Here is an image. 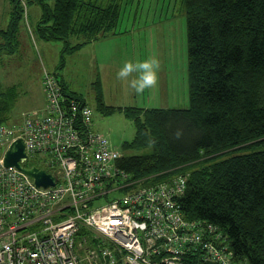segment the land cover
I'll list each match as a JSON object with an SVG mask.
<instances>
[{
    "label": "trees",
    "instance_id": "1",
    "mask_svg": "<svg viewBox=\"0 0 264 264\" xmlns=\"http://www.w3.org/2000/svg\"><path fill=\"white\" fill-rule=\"evenodd\" d=\"M10 2L0 57L15 51L25 9L21 0ZM25 4L40 9L38 38L64 43L59 66L65 54L112 33L119 16L116 2ZM183 5L188 106H110L97 85L96 108L105 114L121 111L134 124L133 139L122 146L138 152L122 154L120 167L133 178L183 174L186 189L178 202L185 218L217 225L234 261L264 264V0H183ZM66 94L83 100L73 91ZM17 96L16 85H0V123L12 121ZM192 264L212 263L194 259Z\"/></svg>",
    "mask_w": 264,
    "mask_h": 264
},
{
    "label": "built area",
    "instance_id": "2",
    "mask_svg": "<svg viewBox=\"0 0 264 264\" xmlns=\"http://www.w3.org/2000/svg\"><path fill=\"white\" fill-rule=\"evenodd\" d=\"M41 86V108L0 123V264H245L234 261L217 225L185 218L183 174L133 178L93 129L94 109L67 95L46 68ZM17 138L23 166L44 169L53 185L5 165Z\"/></svg>",
    "mask_w": 264,
    "mask_h": 264
},
{
    "label": "rangeland",
    "instance_id": "3",
    "mask_svg": "<svg viewBox=\"0 0 264 264\" xmlns=\"http://www.w3.org/2000/svg\"><path fill=\"white\" fill-rule=\"evenodd\" d=\"M94 1V0H92ZM119 22L108 36L100 37L64 55L59 66L60 40L44 41L35 33L34 10L37 5L21 0L24 9L20 21L28 36L27 45L14 54L4 53L0 60V85L15 84L18 90L11 111V120L21 121L28 112L43 104L41 88L43 68L52 71L64 85L66 93L75 92L93 109V129L107 136L121 154L137 153L124 150L123 143L133 139L135 127L123 112L105 114L96 108L95 92L99 85L106 105L140 108H185L188 106L187 39L183 0H118ZM106 4V0H97ZM39 9V7H38ZM27 10L29 15L27 16ZM40 11V9H39ZM32 25V26H31ZM37 36V37H36ZM76 39H71L74 44ZM158 56V83L142 94H136L116 72L124 60ZM11 56V57H10ZM122 192L109 194L108 199ZM105 198L96 201L102 204ZM95 204V205H96Z\"/></svg>",
    "mask_w": 264,
    "mask_h": 264
},
{
    "label": "clouds",
    "instance_id": "4",
    "mask_svg": "<svg viewBox=\"0 0 264 264\" xmlns=\"http://www.w3.org/2000/svg\"><path fill=\"white\" fill-rule=\"evenodd\" d=\"M159 69L160 60L155 55L144 59L124 60L116 72V77L124 81L136 94H142L157 85Z\"/></svg>",
    "mask_w": 264,
    "mask_h": 264
},
{
    "label": "water",
    "instance_id": "5",
    "mask_svg": "<svg viewBox=\"0 0 264 264\" xmlns=\"http://www.w3.org/2000/svg\"><path fill=\"white\" fill-rule=\"evenodd\" d=\"M26 159L24 142L21 138L14 140L4 155V163L6 166H14L24 173L32 176L36 185L49 186L55 183V177L46 173L44 169L36 166L25 167L22 162Z\"/></svg>",
    "mask_w": 264,
    "mask_h": 264
},
{
    "label": "crops",
    "instance_id": "6",
    "mask_svg": "<svg viewBox=\"0 0 264 264\" xmlns=\"http://www.w3.org/2000/svg\"><path fill=\"white\" fill-rule=\"evenodd\" d=\"M86 1H92V0H86ZM93 2L97 3V0H94ZM113 2H116L118 4V6H119V16H120V3H119L118 0H106V4L105 5L104 4H100V3H99V5L107 6V5H109L110 3H113ZM11 11H12V4H11L10 0H0V32H1V30H5L7 28L9 20H10ZM28 12H29V10H27V16L29 15ZM39 16H40V11H39V9L37 7V10H34V17L37 18L36 22H37ZM119 16H118V20H117L116 25L119 22ZM36 22L34 23L35 25H36ZM116 25H115V27H116ZM114 33L112 32V33H109V34H114ZM109 34H107L106 36H108ZM29 37H30V35L28 36V33H27V30H26L25 26L21 23V25H19V30H18V33L16 34L15 41H14L17 51L18 50L21 51L22 50L21 48L24 45H27L26 42L28 41ZM1 42H2V38H1V35H0V43ZM16 52L14 51L13 53H10V55H12V54H14ZM3 54L1 55L0 60H1L2 56H3ZM9 85H6V86H9ZM11 85H15V84H11ZM41 88H42V86H41ZM42 91H43V88H42ZM43 99L44 100H43L42 106L45 103V98H43ZM41 107H39V108H41Z\"/></svg>",
    "mask_w": 264,
    "mask_h": 264
}]
</instances>
